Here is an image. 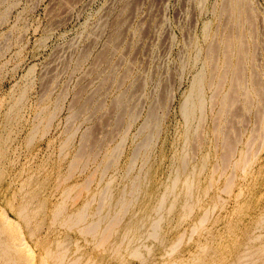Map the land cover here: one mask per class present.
I'll use <instances>...</instances> for the list:
<instances>
[{
	"label": "rangeland",
	"instance_id": "obj_1",
	"mask_svg": "<svg viewBox=\"0 0 264 264\" xmlns=\"http://www.w3.org/2000/svg\"><path fill=\"white\" fill-rule=\"evenodd\" d=\"M0 237L264 264V0H0Z\"/></svg>",
	"mask_w": 264,
	"mask_h": 264
},
{
	"label": "bare ground",
	"instance_id": "obj_2",
	"mask_svg": "<svg viewBox=\"0 0 264 264\" xmlns=\"http://www.w3.org/2000/svg\"><path fill=\"white\" fill-rule=\"evenodd\" d=\"M234 3H236V5H235V15L240 14V16H241V13L240 12H242L241 11L242 6L240 4H238V2H236V1H234ZM237 65L240 66V61L238 59L236 60V67H235L236 68V71H237L236 75L238 77L239 72L241 71V69ZM239 69H240V71H239ZM227 140H228V142H227V144H225V145H227L226 147H228L230 145V142H229L230 139L227 138ZM227 140H225V141H227ZM8 249H10L9 240L6 237H0V262L2 264L13 263V262H15V261H17L19 259V258L16 259L13 256H10V257L5 256V251H7Z\"/></svg>",
	"mask_w": 264,
	"mask_h": 264
}]
</instances>
